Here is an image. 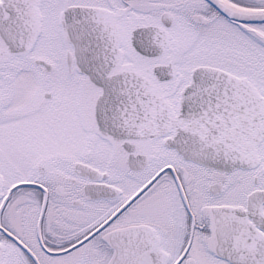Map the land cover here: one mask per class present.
Here are the masks:
<instances>
[{
	"label": "snow or ice",
	"instance_id": "1",
	"mask_svg": "<svg viewBox=\"0 0 264 264\" xmlns=\"http://www.w3.org/2000/svg\"><path fill=\"white\" fill-rule=\"evenodd\" d=\"M0 264H264V0H0Z\"/></svg>",
	"mask_w": 264,
	"mask_h": 264
}]
</instances>
